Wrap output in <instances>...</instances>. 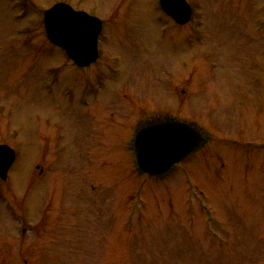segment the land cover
Returning <instances> with one entry per match:
<instances>
[{"label":"rangeland","instance_id":"1","mask_svg":"<svg viewBox=\"0 0 264 264\" xmlns=\"http://www.w3.org/2000/svg\"><path fill=\"white\" fill-rule=\"evenodd\" d=\"M58 1L103 21L102 101L46 38ZM186 1L179 26L159 0H0V264H264V0ZM166 117L208 142L140 173L133 127Z\"/></svg>","mask_w":264,"mask_h":264},{"label":"water","instance_id":"2","mask_svg":"<svg viewBox=\"0 0 264 264\" xmlns=\"http://www.w3.org/2000/svg\"><path fill=\"white\" fill-rule=\"evenodd\" d=\"M161 9L177 23H187L192 14L186 0H159ZM47 39L62 48L76 64L83 66L98 57L100 18L58 1L42 12ZM204 137L191 124L164 120L148 124L135 134L134 157L138 168L151 176L166 173L174 164L196 150ZM15 160V151L0 144V178L5 180Z\"/></svg>","mask_w":264,"mask_h":264},{"label":"flooded vegetation","instance_id":"3","mask_svg":"<svg viewBox=\"0 0 264 264\" xmlns=\"http://www.w3.org/2000/svg\"><path fill=\"white\" fill-rule=\"evenodd\" d=\"M99 59V58H98ZM98 59L90 64V65H87V66H78L76 64H74L70 59L69 61L72 63V67H77V68H80L79 72L80 74L82 75L80 78H81V90H80V93H79V96H78V104L81 106L82 104L83 105H89L90 103H92V101H102V90L106 91L107 89H104L103 88V84H104V79L106 80L107 78H110V76H108V73H107V70H104V69H100V70H95L96 73L94 75L93 78L90 79V77L86 76L87 74H84L86 72L87 69H90L92 67H94L95 63L98 61ZM87 73V72H86ZM122 73V72H119V74ZM107 92V91H106ZM115 92V91H114ZM108 94V93H107ZM109 96H107V99H108ZM167 118V117H166ZM165 118H157V119H150V120H146V122L142 123L141 125L139 126H136L137 128L139 127H142L150 122H158V121H161ZM134 128L133 127V131H132V137L129 139V141L131 140V146L128 147L129 150L133 151V139H134V134H135V131L137 128ZM60 217H62L63 220H65V214L62 213V214H59V215H49L48 216V222L49 223L47 226H49V230L48 232H52L54 233L55 229L57 228L56 225L59 224L60 222Z\"/></svg>","mask_w":264,"mask_h":264}]
</instances>
